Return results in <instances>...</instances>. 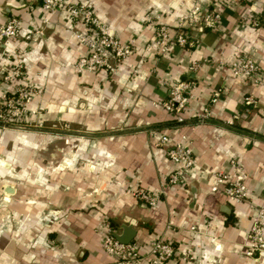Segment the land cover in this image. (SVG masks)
I'll use <instances>...</instances> for the list:
<instances>
[{
    "label": "crops",
    "instance_id": "1",
    "mask_svg": "<svg viewBox=\"0 0 264 264\" xmlns=\"http://www.w3.org/2000/svg\"><path fill=\"white\" fill-rule=\"evenodd\" d=\"M86 1L119 42L132 40L131 53L111 72L76 74L58 66L85 51L66 30L62 7L46 14L40 0H0V24L14 15L21 32L42 29L36 40H21L17 52L26 59L22 80L41 90L27 104L38 113L23 121L50 128L0 126V264H113L100 245L103 220L112 233L133 220L131 241L140 254L153 239L170 242L173 256L163 264H180L186 248V264H206V258L210 264H264L243 254L252 213L247 202L231 204L208 191L213 172H232V157L247 173L249 199L264 204V85L252 86L228 67L240 54L264 72V0H198L219 12V24L187 29L193 46L170 42L164 52L153 43L154 28H172L194 0ZM12 44L0 38V62L2 45ZM175 80L192 84L179 125L152 104L167 98ZM5 88L0 81V95ZM246 96L252 105H245ZM203 108L209 121L199 122ZM227 121L241 131L224 126ZM154 133L168 136L169 144L186 134L192 166L150 207L134 192L158 194L172 167ZM19 217L27 219L24 229L9 230Z\"/></svg>",
    "mask_w": 264,
    "mask_h": 264
},
{
    "label": "built area",
    "instance_id": "2",
    "mask_svg": "<svg viewBox=\"0 0 264 264\" xmlns=\"http://www.w3.org/2000/svg\"><path fill=\"white\" fill-rule=\"evenodd\" d=\"M226 0H210V4L223 3ZM40 10L46 14H52L60 7L63 8L67 24L65 26L68 32H72L83 44L87 52L80 59L78 66L81 70L93 71L102 68L106 71H112L115 67V61L126 58L132 51V40L121 43L107 29L105 24L94 14L90 4L86 0H40ZM220 22V14L212 8H203L198 0H194L189 9L177 16L175 25L169 28L163 24L157 25L153 30V43L160 52L167 50V44L174 42L181 46H193L194 38L186 33L187 29L202 32L205 29H212ZM41 23H47L46 19H42ZM80 26L79 32H74L75 25ZM256 25V22H252ZM171 29V31H170ZM42 33L40 26L31 31L21 32L17 16L9 15L2 24H0V38L12 40L11 46H3L0 62V78L7 82L10 77L17 76L21 73V68L25 61L24 57L17 55L18 44L21 40H36ZM14 65L13 67L11 65ZM10 65V70L5 68ZM194 67L196 64H194ZM4 66V67H3ZM229 70L232 75L242 77L252 86L264 85V72L257 68L255 62L243 55H236L228 63ZM13 68V69H12ZM12 71L13 76H9ZM190 83L183 80H175L170 84L168 96L165 100H155L152 102L154 106H161L167 113L174 116L178 122L183 119L180 117V111L185 106L189 98ZM32 95L31 88L27 85L17 86L12 90H5L2 94L3 103L7 108L13 110L14 116L20 115L24 111V102ZM245 105L250 106L253 103L251 96L243 98ZM211 102L215 98L210 99ZM247 110V108H246ZM1 117V114H0ZM237 114H233L232 118L236 119ZM208 119L207 108H203L197 117V121L204 122ZM227 121L225 124H232ZM2 128H5L1 126ZM154 141L157 146H165L164 153L171 162V170L167 174L163 184L159 187L158 194H152L147 190H136L134 195L147 206L153 207L159 203L160 195L167 186L178 184L183 175L192 166L190 139L186 134L180 136L179 140L169 144V137L163 134L154 133ZM232 172L216 171L213 172L208 184L210 193L221 194L228 203L238 204L247 202L249 209L252 211L250 215V223L247 230V242L245 244L244 256L257 260L264 259V204L249 199L245 179L247 173L243 167L234 158L228 160ZM249 201H246L248 200ZM102 237L101 249L112 256L113 264H139L142 258H146L148 264H163L173 256V246L170 242L161 238H156L148 243V249L144 254L139 253V249L132 241L120 242L116 240L111 231V226L107 220L101 222ZM194 230V226H189ZM191 257L188 248L183 249L180 256V264H186ZM206 264H210V260L206 258Z\"/></svg>",
    "mask_w": 264,
    "mask_h": 264
},
{
    "label": "rangeland",
    "instance_id": "3",
    "mask_svg": "<svg viewBox=\"0 0 264 264\" xmlns=\"http://www.w3.org/2000/svg\"><path fill=\"white\" fill-rule=\"evenodd\" d=\"M79 28H76L74 27L73 30L74 32H79L80 29V26H78ZM69 34L74 38V40L76 41L77 44H79L80 46H82L85 51H84V54L82 55H79L77 58H75L74 60H71V61H68V62H63V61H59L58 62V66L62 69H65V71H73L74 73L76 74H80L82 72H91V71H87V70H81V68L78 66V63L80 62V59L83 58L87 52V49L86 47L81 44L80 42H78L77 38L75 37V34L73 35L72 32H69ZM17 55L20 56V57H23V54L21 52H17ZM25 59V58H24ZM117 61V60H116ZM115 61V63H116ZM25 62H26V59L24 61V65L23 67L20 69L21 70V73L18 74L17 76H13L12 74V71L10 73L9 76H13V77H10V79L7 81V82H4V80H2V78H0V81L4 84V86L6 87L4 89L5 90H12L13 88H16L17 86H21L24 85V86H29L32 90V95L30 96V98L24 102V111L18 115V116H14L11 112L13 110H10L11 108H7L4 103H3V98H2V94L3 92L1 93L0 95V99H1V105H0V114H1V117H0V126H3L5 128L3 129H21V130H25L26 132L27 131H39V132H49L50 131V128L48 127H44L43 124H35L34 122H29V121H23V117H28L29 115L32 116V115H35L38 113V109L37 108H28L27 107V104L34 98V97H37L39 95H41V90H40V87L37 83H34L33 81H23L21 77L24 76L25 74ZM1 64H4V62L2 61ZM12 67L14 66L13 64L11 65ZM4 67V66H3ZM5 68L7 70H10V65H5ZM13 69V68H12ZM114 70V68H113ZM112 70V71H113ZM94 71V70H93ZM108 72V71H107ZM111 72V71H109ZM80 160H78L77 163H79ZM46 163L45 165L47 167H49V165H51V163H48V162H44ZM49 217V216H48ZM42 222L45 223V215L42 216ZM7 223V222H6ZM25 223H27V219H20V217L18 219H15V220H11L10 222V225H7V228L13 232H18V231H21L22 229H24L25 227Z\"/></svg>",
    "mask_w": 264,
    "mask_h": 264
},
{
    "label": "water",
    "instance_id": "4",
    "mask_svg": "<svg viewBox=\"0 0 264 264\" xmlns=\"http://www.w3.org/2000/svg\"><path fill=\"white\" fill-rule=\"evenodd\" d=\"M125 224L120 225L121 231L119 233L113 232V237L120 241V242H128L131 241L134 235V231L131 226L135 225V222L133 220H126L124 221Z\"/></svg>",
    "mask_w": 264,
    "mask_h": 264
},
{
    "label": "trees",
    "instance_id": "5",
    "mask_svg": "<svg viewBox=\"0 0 264 264\" xmlns=\"http://www.w3.org/2000/svg\"><path fill=\"white\" fill-rule=\"evenodd\" d=\"M205 121H209L208 119H206ZM181 123H183V121H180V122H178V121H176L175 119H172L171 120V124H173V125H179V124H181ZM224 126H226V127H228V128H230V129H233V130H235V131H238V130H240L239 128H237V126L235 125V124H224ZM241 131V130H240Z\"/></svg>",
    "mask_w": 264,
    "mask_h": 264
}]
</instances>
